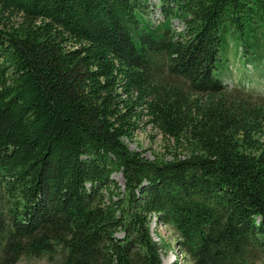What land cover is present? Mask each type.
Listing matches in <instances>:
<instances>
[{
  "label": "trees",
  "instance_id": "obj_1",
  "mask_svg": "<svg viewBox=\"0 0 264 264\" xmlns=\"http://www.w3.org/2000/svg\"><path fill=\"white\" fill-rule=\"evenodd\" d=\"M150 2L0 0V264H162L152 215L191 264H264V93L214 74L264 58V0Z\"/></svg>",
  "mask_w": 264,
  "mask_h": 264
},
{
  "label": "rangeland",
  "instance_id": "obj_2",
  "mask_svg": "<svg viewBox=\"0 0 264 264\" xmlns=\"http://www.w3.org/2000/svg\"><path fill=\"white\" fill-rule=\"evenodd\" d=\"M158 4L159 0H151L148 10V18L155 25L162 20ZM172 28L176 31H181L183 30V25L178 20H174ZM245 58L242 56V49L238 45V42L229 40L228 47L224 52V58H222L221 64L219 63L214 70L215 76L223 80L229 87L242 85L247 90L253 89L264 93V58L262 57L258 61L253 59L246 61ZM124 142L129 149L139 151L148 159H153L156 154L165 153V140L156 129L145 123V119H143V124L134 133L132 139L125 138ZM167 159H170V157L167 156ZM111 178L123 188V179L119 173L113 174ZM150 228L153 239L161 247L162 264H191L177 251L176 237L171 227L160 224L152 216ZM117 236L120 237L121 234L118 233ZM171 257L173 260L171 263H168ZM16 264L49 263L46 258H39L21 259Z\"/></svg>",
  "mask_w": 264,
  "mask_h": 264
},
{
  "label": "bare ground",
  "instance_id": "obj_3",
  "mask_svg": "<svg viewBox=\"0 0 264 264\" xmlns=\"http://www.w3.org/2000/svg\"><path fill=\"white\" fill-rule=\"evenodd\" d=\"M170 256H171V255H170ZM167 260H168V259H167ZM169 260H170V262H168V263H171V261L173 260L172 257H171Z\"/></svg>",
  "mask_w": 264,
  "mask_h": 264
}]
</instances>
